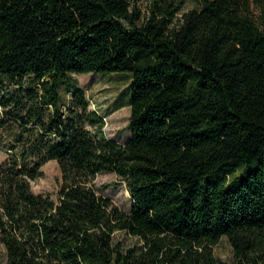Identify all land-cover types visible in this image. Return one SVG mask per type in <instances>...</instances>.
Returning a JSON list of instances; mask_svg holds the SVG:
<instances>
[{
	"label": "trees",
	"instance_id": "1",
	"mask_svg": "<svg viewBox=\"0 0 264 264\" xmlns=\"http://www.w3.org/2000/svg\"><path fill=\"white\" fill-rule=\"evenodd\" d=\"M138 1L0 0L6 264H264V0H153L146 18ZM116 72L132 78L124 144L71 86ZM51 160L57 199L32 188ZM102 172L129 212L91 185Z\"/></svg>",
	"mask_w": 264,
	"mask_h": 264
},
{
	"label": "rangeland",
	"instance_id": "2",
	"mask_svg": "<svg viewBox=\"0 0 264 264\" xmlns=\"http://www.w3.org/2000/svg\"><path fill=\"white\" fill-rule=\"evenodd\" d=\"M133 1V0H132ZM153 0H139L138 6L143 12V17L150 13ZM198 3L194 0H188L183 6V11L197 8ZM77 83L72 87H80L86 91L90 107L98 110L105 119L104 133L114 141L126 143L131 137L129 122L131 118L130 106V86L131 75L127 72L116 73H84L74 74ZM66 87L62 91L67 100L70 94H67ZM8 152L0 145V164L7 158ZM43 176L32 183L33 191L37 194L49 195L54 199L58 198V192L63 183L61 168L57 161L47 162L43 168ZM96 191L107 198H110L122 210L129 212L132 208V197L128 190L126 181L114 172L98 173L91 182ZM114 241L122 243L125 247L141 245L138 237L129 234L126 231H117L114 235ZM214 252L219 260L233 262L234 253L232 245L227 237H223L218 244L214 246ZM7 250L0 241V264H6Z\"/></svg>",
	"mask_w": 264,
	"mask_h": 264
}]
</instances>
